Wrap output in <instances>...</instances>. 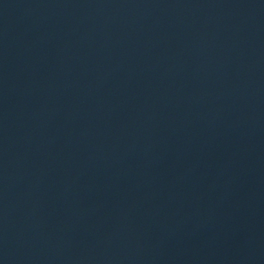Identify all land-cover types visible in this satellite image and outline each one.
<instances>
[{"label": "water", "instance_id": "obj_1", "mask_svg": "<svg viewBox=\"0 0 264 264\" xmlns=\"http://www.w3.org/2000/svg\"><path fill=\"white\" fill-rule=\"evenodd\" d=\"M264 64V0H0V205Z\"/></svg>", "mask_w": 264, "mask_h": 264}]
</instances>
